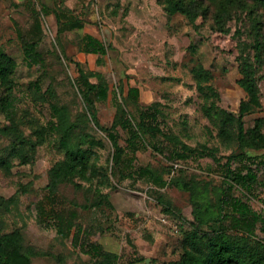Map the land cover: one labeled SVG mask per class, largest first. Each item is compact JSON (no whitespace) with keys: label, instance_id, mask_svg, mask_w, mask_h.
<instances>
[{"label":"rangeland","instance_id":"obj_1","mask_svg":"<svg viewBox=\"0 0 264 264\" xmlns=\"http://www.w3.org/2000/svg\"><path fill=\"white\" fill-rule=\"evenodd\" d=\"M186 1L195 19L173 0H0V52L17 62L12 87L0 84V228L21 232L32 264H99L104 257L95 255L94 244L116 253L115 264H147V258L170 264L181 258L192 231L211 228L202 227L198 201L229 213L238 198L264 215L263 185L226 178L231 168L264 182V149L240 148L237 127L223 133L221 116L223 109L239 111L246 92L238 79L247 70L263 102L245 116L247 138L264 119V1ZM90 35L106 47L104 55L86 51ZM26 43L36 45L31 54ZM78 62L103 75L107 98L96 101L103 125L114 122L119 103L127 110L118 126L125 148L119 165L108 132L85 102ZM200 67L209 76L204 90ZM131 86L139 89L138 101L126 98ZM54 106L68 111L77 135L102 141L85 144L90 178L76 173L55 193L52 169L66 154ZM144 108L160 130L139 134ZM147 166L165 182L141 173ZM212 227L242 235L249 223L227 214ZM258 240L264 242L259 226L252 242Z\"/></svg>","mask_w":264,"mask_h":264},{"label":"trees","instance_id":"obj_2","mask_svg":"<svg viewBox=\"0 0 264 264\" xmlns=\"http://www.w3.org/2000/svg\"><path fill=\"white\" fill-rule=\"evenodd\" d=\"M178 11L187 15L191 19H195L198 14H194V9L187 4L186 0H173ZM264 1V0H263ZM90 44L86 48L88 52L99 53L104 55L107 50L100 40L90 35ZM27 44V43H26ZM35 44L30 43L26 46V52L31 54L35 49ZM80 70V88L83 93L85 102L91 112L92 119L96 125L103 131L108 132L112 143L115 147V163L120 164L125 153V148L119 142L118 126L124 125L125 114L127 112L123 104H118V112L116 119L111 125H103L98 116L96 106L97 100H105L107 98V88L103 81L101 73L87 72L77 63ZM17 68L16 60L9 54L0 52V84L10 89L13 85V74ZM199 78L198 85L204 90L202 83L203 79H209L206 70L200 67L195 70ZM92 77H97L98 81H92ZM238 84L246 92L239 105L238 112H231L223 109L222 116V132L229 134L228 126L237 127L236 139L239 142L240 148L252 147L255 149H264V132L261 130V125L264 124V119L260 118L256 126L251 130L249 142L246 135L245 116L248 113L261 109L263 107L261 90L253 75L243 70V76L238 79ZM94 94H97L95 97ZM139 89L131 86L126 98L132 101H138ZM54 115L57 118L55 129L59 135V146L64 150L65 159L57 163L52 169V184L51 190L53 193L57 191L58 184L73 175L80 174L83 178H90L88 171L91 168V156L89 149L85 148V144L91 146L102 144L101 140H97L90 133L77 135L76 124L71 121L69 113L65 108L54 106ZM149 108H144L140 112V120L137 124L138 132H151L157 129L148 121ZM171 140L181 144L184 149L193 150L179 137L174 135L168 136ZM246 150L241 153H236L229 156L231 160L234 156L242 154L246 156ZM215 160H218L216 155L209 153ZM258 156V155H256ZM174 168L177 169L178 167ZM97 169L92 168V174H96ZM152 181L164 183V177L151 167H144L141 170ZM227 179L233 182L240 183L242 186H252L255 183H260L264 186V182H260L256 173H242L234 169H229L226 175ZM183 186V185H182ZM185 186V185H184ZM192 191L193 199L195 200L196 193ZM229 203V202H228ZM231 210L229 213H224L223 208L219 212L208 211L205 209V203L198 201V217L200 218L202 227L210 226L208 230L198 229L192 231L185 241V250L179 260L170 264H264V242H252L255 229L260 227L264 231V215L252 209L245 201L235 199L230 202ZM239 216L249 223V228L242 235H230L222 229L212 227L214 221H219L226 217ZM260 224V225H259ZM64 233V230H60ZM22 234L16 230L10 234H4L0 228V264H32L31 256L23 248ZM96 256H103L104 259L99 264H115L117 254L111 251H105L101 245H93Z\"/></svg>","mask_w":264,"mask_h":264},{"label":"water","instance_id":"obj_3","mask_svg":"<svg viewBox=\"0 0 264 264\" xmlns=\"http://www.w3.org/2000/svg\"><path fill=\"white\" fill-rule=\"evenodd\" d=\"M146 262H147V264H151L150 262H151V259L150 258H147L146 259Z\"/></svg>","mask_w":264,"mask_h":264}]
</instances>
